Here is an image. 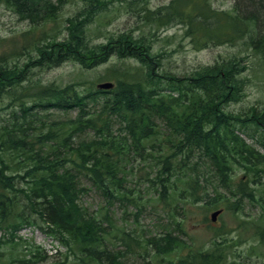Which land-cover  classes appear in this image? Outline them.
Listing matches in <instances>:
<instances>
[{"label":"trees","instance_id":"16d2710c","mask_svg":"<svg viewBox=\"0 0 264 264\" xmlns=\"http://www.w3.org/2000/svg\"><path fill=\"white\" fill-rule=\"evenodd\" d=\"M64 2L0 0L23 19L36 24L23 33L22 45L13 38L9 41L14 44L12 50L0 53V87L11 72L5 63L14 55L32 50L40 52L36 67L59 66L68 60L91 67L115 54L133 57L139 65L123 69L118 78L121 81L114 90L98 87L80 91L74 83L54 87L40 84V91L33 94V104H20L25 120L38 115L30 112L34 106H43L47 111L76 109L77 112L65 121L56 120L50 125L44 122V128L32 136L33 144L24 123L15 120L6 127L8 135L14 130L22 135L12 137L13 144H6L0 154V229L8 233L0 238V245L3 240L16 239L21 227L31 225L59 237L83 264H103V261L127 264L121 257L129 247L146 250L149 244L155 245L158 254H169L176 247H182L178 237L179 240L167 238L164 243L161 238L145 242L134 229L115 231L113 218L105 226L109 217L104 220L81 202V194L89 189L82 185V180L100 189L109 205L116 200L125 201L126 195L119 189L124 181L125 158L131 153L146 158L161 151L160 156L164 153L162 170L167 174L159 177L163 188L167 182L175 185L184 175L188 182L183 191L180 189L178 201L217 205L218 187L230 185L233 162L248 172L264 174V154L236 131L237 124L248 118H252L249 122L264 125V113L255 109V114H233L222 107L223 102L234 100L243 88L244 82L239 76L244 66L235 55L203 66L190 75L166 73L163 77L170 86H161L154 71L160 60L147 44L133 35L119 33L107 43H100L99 47L106 43L101 50L90 45L86 26L99 11L102 0H85L83 9L67 19L68 32L63 39L40 25L55 20ZM167 17L185 23L194 42L203 43L202 46L244 38L264 64V0H237L232 11L213 8L208 0H173L164 7L162 16L159 11L151 12L152 20H169ZM21 71V68L14 70L11 75L14 83L9 81L14 86V94L18 92L16 85L25 80L19 79ZM19 146L25 149L18 148V153H25L33 161L24 171L16 168L17 162L7 159L12 149ZM202 156H208L210 161L204 162L211 164L215 173L209 181L215 193H210V185H206L208 181L199 160ZM161 193V199L167 204L169 195L165 188ZM261 199L264 201L263 195ZM260 219L264 220V216ZM121 246L127 249L117 248ZM112 249L117 252H111ZM224 256V251L217 252L216 248L193 251L173 264H222ZM49 258L34 242L26 246L23 257L14 260L17 264H45Z\"/></svg>","mask_w":264,"mask_h":264},{"label":"rangeland","instance_id":"374dc122","mask_svg":"<svg viewBox=\"0 0 264 264\" xmlns=\"http://www.w3.org/2000/svg\"><path fill=\"white\" fill-rule=\"evenodd\" d=\"M172 1L102 0L99 11H97L91 23L86 26L90 45L101 50L108 39L117 36L119 33L126 32L133 35L138 41L147 44L156 58L160 60V65H155L154 71L157 79L161 80L158 83L161 86H170L163 77L166 73H174L180 76L190 75L203 66L223 59H230L235 55L241 59L244 66V71L239 76L244 82L243 88L240 94L234 97V100L223 102L221 105L226 112L233 114L245 115L250 112L255 114V109L262 112L264 110V64H261L260 55L246 44L244 38L222 44L210 43L208 46H202L203 43L197 44L194 42L193 36L185 23L171 20L169 17H167L169 20H152V11H159L160 16H162L164 7L171 4ZM208 1L213 8L224 11H232L237 3V0ZM84 4L85 0H66L59 8L55 20H48L40 25L52 29L51 33L53 35L63 39L68 32L66 29L67 19L79 13ZM34 27H36L35 23L23 19L7 4L0 3V53L14 45L9 43L13 38L18 39V45H22L25 40L23 33ZM102 42L106 43L99 47L98 45ZM39 53V50H32L26 52V54L22 52L20 55L12 56L5 63L11 69V72L6 75L7 79L3 87H0V154L6 144L9 146L13 144L11 142L12 137H21L22 135V132L17 130L12 131L10 135L7 134L6 127L11 126L15 120L17 123H24L28 128L26 131L27 136L31 141L30 143L33 144L35 141L32 136L38 133L37 131H40L41 128H44V122L47 121L50 125L56 120L65 121L76 115V110L51 109L47 111L43 106H34L30 112H37L38 115L25 120L21 116L23 106L20 104L27 103L29 106L33 104L31 101L33 94L40 91L38 85L46 84L54 87L74 83L80 91L96 89L98 84L104 81H115L118 86L121 81L118 78L122 70L129 66L139 65L133 57H121L119 54H115L107 61L91 67L74 60H68L59 66L52 64L51 67H36L35 60L39 57ZM19 68L22 69L19 79L25 78V80L16 85L18 92L14 94V86L9 81L14 83L11 75L14 70ZM37 117H41V120H38ZM251 119L248 118V121L238 123L236 131L239 134L242 133L256 150L264 154V125L249 122ZM247 133L252 134L253 137ZM34 147H37V144H34ZM18 148L25 149L20 146L12 149V153L8 155L7 159L17 162L16 168L24 171L33 161L30 157H26L25 153H18ZM146 152L149 153L148 150ZM160 152L157 151V154L146 158L144 155L139 156L131 153L125 158V164L127 163V165L122 174L124 181L119 188L126 195L125 201L116 200L113 205H109L100 189L91 186L90 181L82 180V185L89 189L81 194L80 200L90 211L102 215L104 220L109 217L108 220H105V226L113 218L116 225L115 231L134 229L145 242L148 239L159 240L161 238L164 243L165 235L172 233L180 235L189 243L185 250L177 247L169 254H158L154 244L147 245L146 250L143 247H139L137 250L131 247L127 249L126 246L117 247L123 250L127 249L124 256L121 257V260L125 263L173 264L180 254L187 253L189 255L188 252L192 248L209 247L210 240L217 231L221 229L232 230L228 234V238H236L242 234L244 229L237 227L240 225L241 219L264 216V202L261 203L260 200L262 195L264 196V174L262 172L260 174L248 172L244 167L238 165V162H233L232 165V172L235 173L232 176L231 185L236 188L246 185L250 192V189H252L255 196H245L239 204L226 208L219 216L218 227L209 226L211 224L207 217L210 215L212 208L208 204L204 202L193 203L186 199L177 200L180 189L182 190V187L187 186L188 181L187 178H184V175H181L174 187L167 182L168 184L164 188L169 195L167 198L169 202L166 204L165 200L161 199V192L164 188L159 182V177L164 178L163 176H167L162 170L164 153H161L160 156ZM5 154H8V152ZM169 159L173 167V158ZM195 159H197L196 156ZM199 160L203 165L205 179L209 182L211 178L215 177L211 164H207L210 160L207 156H202ZM244 175L248 177L247 181H244ZM150 182H154V184L150 185ZM23 184L25 187V183ZM176 186L179 188H176ZM130 203H135L136 206H130ZM104 214H107V216ZM260 229H264V220ZM250 231H244L242 235L247 238V241L229 247L228 259L225 264H235L234 261H239L234 257L238 253L241 254L240 257L250 263L262 261V257L258 254L249 253L250 246L258 243V236L253 235ZM4 235L8 236V233L4 229H0V238ZM253 238H255V241ZM32 241L35 244L44 246L49 251H53L54 248L63 249L62 252L52 257L45 264H83L73 252H69L68 247L65 249L64 246H61L65 243L59 237L53 234L51 237L46 236L40 228L34 226L21 228L18 236L13 241L3 240L1 242L0 264H17L14 259L19 256L23 257L26 253V246L34 243ZM109 246L116 245L110 244ZM256 248L258 251H264V244L260 243ZM111 252H117V250L112 249ZM103 264H106L105 261H103Z\"/></svg>","mask_w":264,"mask_h":264},{"label":"water","instance_id":"95a60500","mask_svg":"<svg viewBox=\"0 0 264 264\" xmlns=\"http://www.w3.org/2000/svg\"><path fill=\"white\" fill-rule=\"evenodd\" d=\"M113 86V83H110V82H105V83H101L100 84V87H112ZM219 213V211H216L213 213V218H215L217 216V214Z\"/></svg>","mask_w":264,"mask_h":264},{"label":"bare ground","instance_id":"6f19581e","mask_svg":"<svg viewBox=\"0 0 264 264\" xmlns=\"http://www.w3.org/2000/svg\"><path fill=\"white\" fill-rule=\"evenodd\" d=\"M43 16H44V15H43ZM253 40H254V39H253ZM100 84H101V83L98 84V87H99V88H101V87H100ZM178 91H180V90H178ZM193 97H194V96H193ZM191 132H192V131H191ZM121 137H122V136H121ZM133 141H134V140H133ZM207 157H208V156H207Z\"/></svg>","mask_w":264,"mask_h":264}]
</instances>
